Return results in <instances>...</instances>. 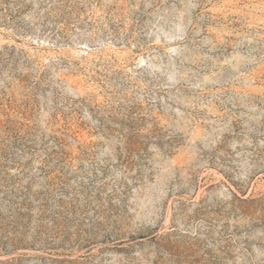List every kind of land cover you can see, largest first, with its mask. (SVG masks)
Segmentation results:
<instances>
[{
  "label": "rangeland",
  "instance_id": "rangeland-1",
  "mask_svg": "<svg viewBox=\"0 0 264 264\" xmlns=\"http://www.w3.org/2000/svg\"><path fill=\"white\" fill-rule=\"evenodd\" d=\"M0 264H264V0H0Z\"/></svg>",
  "mask_w": 264,
  "mask_h": 264
}]
</instances>
